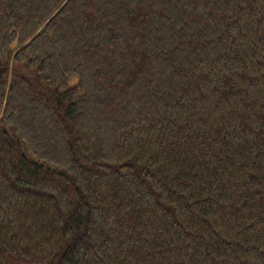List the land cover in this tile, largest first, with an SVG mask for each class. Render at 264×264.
I'll return each instance as SVG.
<instances>
[{"label":"trees","instance_id":"obj_1","mask_svg":"<svg viewBox=\"0 0 264 264\" xmlns=\"http://www.w3.org/2000/svg\"><path fill=\"white\" fill-rule=\"evenodd\" d=\"M0 264H264V0H0Z\"/></svg>","mask_w":264,"mask_h":264},{"label":"rangeland","instance_id":"obj_2","mask_svg":"<svg viewBox=\"0 0 264 264\" xmlns=\"http://www.w3.org/2000/svg\"><path fill=\"white\" fill-rule=\"evenodd\" d=\"M70 82H71V85H73V84L76 83V80L75 79H72Z\"/></svg>","mask_w":264,"mask_h":264}]
</instances>
